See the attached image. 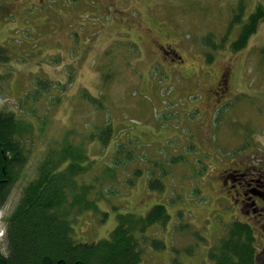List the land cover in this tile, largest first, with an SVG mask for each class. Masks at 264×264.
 <instances>
[{
    "label": "rangeland",
    "instance_id": "rangeland-1",
    "mask_svg": "<svg viewBox=\"0 0 264 264\" xmlns=\"http://www.w3.org/2000/svg\"><path fill=\"white\" fill-rule=\"evenodd\" d=\"M259 4L264 0H0V57L7 55L0 62V100L34 128L28 135L34 141L31 156L0 207L1 252L7 248L6 219L36 177L47 148L68 129L84 137L102 123L112 126L114 136L106 146L86 142L94 172L113 163L121 144L131 146L134 158L127 171L119 165L118 195L101 200L98 212L75 217L77 243L108 238L119 215L145 216L160 203L171 219L150 227L148 235L167 247L146 249L141 264H170L173 246H193V255L180 250L184 264H213L208 251L231 211L255 227L261 249L264 211L259 216L231 210L227 200L235 192L221 184L222 173L241 164L258 167L261 177L253 184L264 187V19L245 48H231ZM240 5L242 21L231 26ZM221 35H227L224 42ZM160 46L181 56L177 76L157 71ZM222 76L228 79L225 91L215 89ZM38 81L40 99L24 98ZM127 156L123 160L132 157ZM176 156L184 159L169 163L162 177L166 189L150 190L158 163ZM137 167L142 174L126 186L128 171ZM239 172L229 175V186L241 179ZM256 202L264 204V197ZM182 223L183 233L177 229ZM191 230L205 241L193 240ZM260 255L258 264H264Z\"/></svg>",
    "mask_w": 264,
    "mask_h": 264
},
{
    "label": "trees",
    "instance_id": "trees-1",
    "mask_svg": "<svg viewBox=\"0 0 264 264\" xmlns=\"http://www.w3.org/2000/svg\"><path fill=\"white\" fill-rule=\"evenodd\" d=\"M244 9L245 6L240 5L239 13L232 20L231 26L242 21ZM263 19L264 5L259 4L242 25L237 39L232 43L233 52H238L247 46L250 37L256 32ZM211 37L214 35L209 34L208 38ZM226 39L227 35L224 37L221 35V42ZM204 42L208 45L207 41ZM212 44L213 42L210 45ZM135 47L138 55L140 51L136 45ZM220 47L223 45H214L215 49ZM176 54V58L182 60L177 52ZM209 57L211 58L210 55ZM6 58V54L1 56L0 62L7 60ZM156 64L159 66L156 67L157 71H162L160 60H156ZM178 64L171 65V68L174 69ZM1 78L0 75V81ZM40 84L41 81L36 82L33 91L27 92L23 97L26 99L36 97L39 100L41 92L36 88ZM44 122L43 124H46ZM104 124L96 126L95 131L84 137L76 133V129H68L60 140L47 148L37 166L36 177L25 186L16 208L6 219L7 253H0V264H141L143 255L147 252H145L146 249L158 252L166 250L167 246L163 240L151 239L148 235L150 227L157 224L165 226L171 219L166 206L160 203L154 205L145 216L119 215L118 223L108 238L86 243H77L73 238L72 223L75 217L83 211L98 212V203L101 200H109L117 196L118 185L123 183L118 178L120 167L121 170L127 171L130 161L134 158L131 146L121 144L123 147L120 145L119 150L113 155L111 160L113 163L105 165L97 173L94 172L95 160L89 155L86 142L98 141L101 146L109 144L113 139L114 131L110 124ZM33 129L31 123L17 116L14 110H7L0 100V207L6 203L13 185L19 179L31 156L34 141L32 142L28 135L33 133ZM243 152H245L244 148L240 150V153ZM124 155H128L127 159L132 157L129 161L123 160ZM183 159L182 156H176L166 158L164 163L159 162L157 166L159 174L151 175L149 189L164 191L166 185L162 177L168 173L169 163L183 162ZM225 166L227 168V165ZM3 167H5L4 170ZM237 167L241 169L227 168L228 170L222 173L221 180L223 187L228 185L229 192H235L230 199L227 200L228 197H226L231 210L246 205L241 202V197L236 198V194L241 193L244 186L249 187V184L251 188H258L259 185L253 183L261 177L258 167L255 169L253 166L241 164H237ZM198 170L201 171V169ZM236 171H241L237 174L241 176V179L237 183L230 182L232 185L229 186V179L226 177L231 173L233 175ZM141 174L142 170L139 167L128 171L125 179L126 186H133L135 179ZM258 189H264V187L261 186ZM194 192L199 191L195 189ZM254 200L257 199L252 198V201ZM256 205L260 208L257 213L260 216L261 211H264V204L257 202ZM242 209L244 212L248 211V209ZM237 211L243 213L242 210ZM179 214L183 215L182 212ZM229 215L225 230L215 239L208 251V260L213 264H258V253H261L260 258L261 256L263 258L264 245L259 249L255 227L249 222L237 219L232 211ZM183 223L177 228L182 233L185 232ZM189 234L193 240L205 241L197 230H191ZM146 243H149V247ZM173 249L175 250L171 252H174V256L170 264H184L179 258L183 252L191 255L195 253L193 246L184 248L173 246ZM181 249L185 251L181 252Z\"/></svg>",
    "mask_w": 264,
    "mask_h": 264
},
{
    "label": "flooded vegetation",
    "instance_id": "flooded-vegetation-1",
    "mask_svg": "<svg viewBox=\"0 0 264 264\" xmlns=\"http://www.w3.org/2000/svg\"><path fill=\"white\" fill-rule=\"evenodd\" d=\"M176 55H177L176 52L173 51L168 46H162V47L160 46V64H161L160 67H161V69L165 75L177 76L180 73L181 70L179 67H181L182 60L177 59ZM177 60L180 63L177 66H175L174 69H172L171 65L173 66L174 64H177V62H176ZM165 67H169L168 69L170 71H167V69ZM222 77H223V79H221V77H220V79L218 80L215 89H217V90L224 89V91H225L228 89V79L225 78L224 76H222ZM4 169H5V167H3V170ZM225 177H226V175H225ZM226 178L229 179V176H227ZM248 186L249 187H247V188L244 186L242 189V192L236 194V196H237L236 198L241 197L240 198L241 202L246 204L245 206L248 208V211H245L246 213L257 212L258 210H260V208L256 207L257 202L255 200L252 201V198L262 199L264 197V189H258L256 187L251 188L250 184ZM247 189H248V191H247ZM234 199H235V197H234ZM236 202H238V200H236ZM238 209L242 210V212L245 213L243 211L242 207H239ZM0 253H2L1 250H0ZM2 254H5V253H2Z\"/></svg>",
    "mask_w": 264,
    "mask_h": 264
},
{
    "label": "bare ground",
    "instance_id": "bare-ground-1",
    "mask_svg": "<svg viewBox=\"0 0 264 264\" xmlns=\"http://www.w3.org/2000/svg\"><path fill=\"white\" fill-rule=\"evenodd\" d=\"M11 194V193H10ZM10 196V195H9ZM7 202V201H6ZM4 206V205H3ZM16 208V207H15ZM6 224H7V221H6ZM5 228H6V225H5ZM7 253V248H6V252H5V254Z\"/></svg>",
    "mask_w": 264,
    "mask_h": 264
}]
</instances>
